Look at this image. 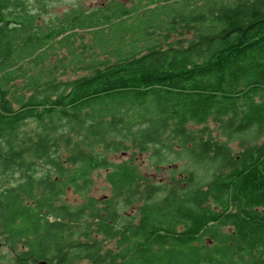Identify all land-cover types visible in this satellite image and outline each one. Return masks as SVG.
Returning a JSON list of instances; mask_svg holds the SVG:
<instances>
[{
	"label": "trees",
	"instance_id": "obj_1",
	"mask_svg": "<svg viewBox=\"0 0 264 264\" xmlns=\"http://www.w3.org/2000/svg\"><path fill=\"white\" fill-rule=\"evenodd\" d=\"M48 1L0 0V252L13 264H263L264 0H109L37 25L33 6ZM54 47L68 63L50 60ZM131 149L214 171L189 190L151 182L107 158ZM99 169L102 202L89 195Z\"/></svg>",
	"mask_w": 264,
	"mask_h": 264
},
{
	"label": "rangeland",
	"instance_id": "obj_2",
	"mask_svg": "<svg viewBox=\"0 0 264 264\" xmlns=\"http://www.w3.org/2000/svg\"><path fill=\"white\" fill-rule=\"evenodd\" d=\"M109 0H50L47 2L46 7L43 9H38L36 6H33L34 11L37 12V25H43V24H50L54 23L57 18L62 17L64 13L69 11L72 8H81L82 10H93L99 6L105 5ZM121 2L126 7L132 6V0H117ZM140 13V12H139ZM138 12L135 14L132 18H129L126 21V24L136 23V19L138 15H140ZM140 17V16H139ZM111 26V25H110ZM104 28V34H110L109 27ZM82 39L77 38L73 43V48H76L78 45L81 47L83 51V56L87 55L88 53H91V49L88 48L90 40H92V35L88 31H83L81 33ZM190 34H184V37H188ZM176 37H181L178 34H171L167 38L175 39ZM133 37L128 36V39H132ZM82 42L85 44L82 46ZM53 46L56 47L54 44ZM51 52L52 56L50 57V60H54V58L63 59L64 64L68 63L67 59L70 57L69 54L66 53L65 49H55ZM95 53L100 54L99 57H102L100 50L95 48ZM66 57V59L64 58ZM86 58V57H85ZM88 60V58H87ZM80 64V63H79ZM81 64L79 66H76L74 64H69L65 67V69L62 71L61 77L63 78H71L75 75L84 73L83 69L81 68ZM206 126L209 131L213 133L214 136H218L219 130L216 126V124L213 123L212 120L208 121L206 123ZM201 126L197 125L193 128L195 130L200 129ZM221 140L224 141L223 136H219ZM230 148L233 151H236L239 147L238 143L236 141L229 142ZM151 148V147H150ZM177 147H173L175 149ZM164 149V148H162ZM171 149V150H173ZM132 150V149H131ZM136 151V150H135ZM151 152V154H150ZM162 152V151H161ZM183 157L177 155L175 152H169L168 150H163L162 155L156 156L155 154H152V149H149L148 152L144 153H138L137 151L133 153L131 151H124V152H117V153H109L107 155V158L110 162H119L122 160H130L131 162L136 164L139 171L142 173L143 177L145 179H149L151 182H169L173 176L180 178L181 181L183 177L187 179V177H192V180L189 182L188 180H184L186 184L181 183L180 186L185 187L187 190H189L192 187H196L202 183H204L206 180H209L211 177V173L214 171L213 166L210 165V162L206 161L204 163H194L190 161L189 159L185 158L188 157L186 155V152H183ZM190 158V157H188ZM91 181L92 186L90 188L89 195L95 197L99 201H104L106 197H108L111 194V187L107 184L105 180V170L99 169L95 170L91 175ZM62 200L65 202L71 204L72 206L78 205L82 199L79 194L75 193L73 190L69 189L65 193V195L62 197ZM123 215L129 214H136V204L131 205L124 209ZM122 220V219H121ZM102 238V237H101ZM207 244L210 243L209 238L207 237L206 240ZM103 247L109 248L113 247L114 241L109 239L103 241ZM0 264H13L10 261V256L12 253L8 250V248H2V252H0ZM3 255V256H2ZM44 261L37 262V264H43ZM80 262L86 263V259L80 260ZM46 264V263H44Z\"/></svg>",
	"mask_w": 264,
	"mask_h": 264
},
{
	"label": "flooded vegetation",
	"instance_id": "obj_3",
	"mask_svg": "<svg viewBox=\"0 0 264 264\" xmlns=\"http://www.w3.org/2000/svg\"><path fill=\"white\" fill-rule=\"evenodd\" d=\"M191 178H192V177H189V176L187 177V179H185V177H183L182 181H183L184 184H186V183L184 182V180H188V181H189V179H191Z\"/></svg>",
	"mask_w": 264,
	"mask_h": 264
},
{
	"label": "water",
	"instance_id": "obj_4",
	"mask_svg": "<svg viewBox=\"0 0 264 264\" xmlns=\"http://www.w3.org/2000/svg\"><path fill=\"white\" fill-rule=\"evenodd\" d=\"M43 264H44V262H43ZM264 264V263H263Z\"/></svg>",
	"mask_w": 264,
	"mask_h": 264
}]
</instances>
